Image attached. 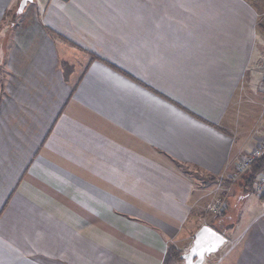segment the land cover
<instances>
[{"label":"crops","instance_id":"1","mask_svg":"<svg viewBox=\"0 0 264 264\" xmlns=\"http://www.w3.org/2000/svg\"><path fill=\"white\" fill-rule=\"evenodd\" d=\"M247 1H31L0 61V264H163L218 200L236 242L202 264H264L236 175L264 135Z\"/></svg>","mask_w":264,"mask_h":264},{"label":"rangeland","instance_id":"2","mask_svg":"<svg viewBox=\"0 0 264 264\" xmlns=\"http://www.w3.org/2000/svg\"><path fill=\"white\" fill-rule=\"evenodd\" d=\"M249 1L253 2L254 6L260 7L259 11H261V14L258 17V20H260V22L264 26V0H248L247 2H249ZM19 3H20V0H14L13 4L10 7H8L7 9H5V12L3 14V18H2L1 23H0V61L1 62L3 61L2 60L3 59V51H2L3 47L5 46V44L7 46L11 43V41H13V39L15 37V35H13L14 27H16L18 22H20V20H22L25 17V15L27 14V12L29 10L28 8L32 6L33 2H31V1L26 2L24 8L21 11L18 10ZM5 34H6V37H5ZM1 62H0V64H1ZM236 175H239V174L236 172ZM200 181L203 182V180H200ZM200 181L198 180L197 183H200ZM204 181H207V180H204ZM198 185H200V184H198ZM246 197H247V200H246L245 204H247L249 207L253 208L255 206L260 205V201L257 199V196L255 194H252V195H249ZM207 206L203 212V215H204L203 217H204V221H208V223H211L212 219L215 217V214L212 213L210 208H209V211L207 212ZM220 229H221V231H224L223 233L226 234L228 238L230 237L228 235L229 234L228 233L229 227H224V228H220ZM235 242H236L235 239L230 240L229 242L225 241L219 247V249L217 251L210 253L207 256H211V258H212L214 256H218L221 253L223 254V253L227 252L230 248H232L233 245L235 244Z\"/></svg>","mask_w":264,"mask_h":264},{"label":"water","instance_id":"3","mask_svg":"<svg viewBox=\"0 0 264 264\" xmlns=\"http://www.w3.org/2000/svg\"><path fill=\"white\" fill-rule=\"evenodd\" d=\"M20 0L18 10L21 11L26 2ZM226 241V237L210 225L203 224L196 231L188 251L182 254L184 264H202L204 257L219 249Z\"/></svg>","mask_w":264,"mask_h":264},{"label":"trees","instance_id":"4","mask_svg":"<svg viewBox=\"0 0 264 264\" xmlns=\"http://www.w3.org/2000/svg\"><path fill=\"white\" fill-rule=\"evenodd\" d=\"M62 64V63H61ZM64 65V64H63ZM264 169V152L262 155H260L258 158H256L249 168L246 170L245 173L241 174L239 176L240 181H238V186L241 187V192L243 196L254 194V184L256 181V178L260 172ZM264 196V193L260 195L259 197L262 198ZM222 210L215 215V217L212 219L211 226L217 228L219 231H221V226H218L220 219L222 218ZM220 218V219H219ZM227 227H230L227 226ZM224 228V227H223ZM182 252L179 251L175 246L169 245L167 248V252L165 254L163 264H172L174 262H182Z\"/></svg>","mask_w":264,"mask_h":264},{"label":"built area","instance_id":"5","mask_svg":"<svg viewBox=\"0 0 264 264\" xmlns=\"http://www.w3.org/2000/svg\"><path fill=\"white\" fill-rule=\"evenodd\" d=\"M264 152V135L260 137L256 145L248 153L244 154L236 164V170L239 175L246 172L251 163L258 158ZM253 192L256 196H260L264 193V169L260 172L256 178ZM224 206L222 200H218L210 207V210L215 215L218 214Z\"/></svg>","mask_w":264,"mask_h":264}]
</instances>
